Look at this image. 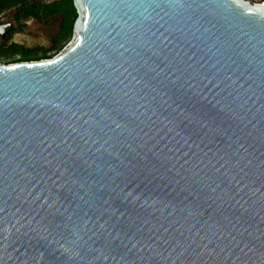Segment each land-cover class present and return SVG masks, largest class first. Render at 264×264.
I'll return each instance as SVG.
<instances>
[{"label":"water","instance_id":"95a60500","mask_svg":"<svg viewBox=\"0 0 264 264\" xmlns=\"http://www.w3.org/2000/svg\"><path fill=\"white\" fill-rule=\"evenodd\" d=\"M73 3L0 61V264H264V1Z\"/></svg>","mask_w":264,"mask_h":264},{"label":"trees","instance_id":"16d2710c","mask_svg":"<svg viewBox=\"0 0 264 264\" xmlns=\"http://www.w3.org/2000/svg\"><path fill=\"white\" fill-rule=\"evenodd\" d=\"M19 3H22V6L19 7V9L24 13L25 16L33 15L44 19L50 16H61L59 30L54 38L56 44L54 48L57 49V52L62 51L72 37L73 24L77 17V11L74 6L73 0H51L46 2H39V9H34L33 6L29 4L28 0H11L8 2L2 0L0 2V12H2L8 6L16 5ZM54 55V53L49 54L48 50L43 49L40 54H36L34 57H22L13 60V62L39 60L43 58H50Z\"/></svg>","mask_w":264,"mask_h":264},{"label":"flooded vegetation","instance_id":"af4514ba","mask_svg":"<svg viewBox=\"0 0 264 264\" xmlns=\"http://www.w3.org/2000/svg\"><path fill=\"white\" fill-rule=\"evenodd\" d=\"M2 0H0L1 2ZM11 1V0H5ZM29 4L33 6L34 9H39V0H28ZM22 3L8 6L2 12L3 14H8L9 17L4 21L0 22V61L5 55L15 56L18 58L22 57H34L37 53H40L41 46L39 44H28L27 42L21 41L16 31H23L25 20L27 18H40L33 15L25 16L23 12L20 11L19 7ZM14 59V60H15ZM10 63V62H9Z\"/></svg>","mask_w":264,"mask_h":264},{"label":"rangeland","instance_id":"374dc122","mask_svg":"<svg viewBox=\"0 0 264 264\" xmlns=\"http://www.w3.org/2000/svg\"><path fill=\"white\" fill-rule=\"evenodd\" d=\"M41 2L51 1V0H39ZM251 3H257L264 0H250ZM9 15L3 14L0 16V22L6 20ZM61 16H50L48 18H27L25 20V25L23 31H16L21 41L27 42L28 44H39L43 49L48 50V53L56 52L57 49L54 48L55 35L58 33L59 24ZM71 40V39H70ZM70 42V41H69ZM63 43V41H62ZM40 51V53L42 52ZM37 53V54H40ZM17 58L15 56L5 55L1 58L2 63L13 62Z\"/></svg>","mask_w":264,"mask_h":264}]
</instances>
